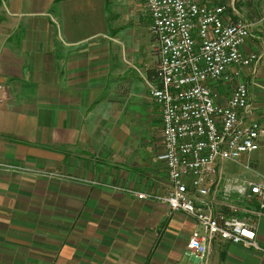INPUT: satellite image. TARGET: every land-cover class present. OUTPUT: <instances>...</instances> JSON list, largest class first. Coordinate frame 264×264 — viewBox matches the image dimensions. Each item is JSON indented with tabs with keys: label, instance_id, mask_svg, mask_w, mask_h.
Segmentation results:
<instances>
[{
	"label": "crops",
	"instance_id": "1",
	"mask_svg": "<svg viewBox=\"0 0 264 264\" xmlns=\"http://www.w3.org/2000/svg\"><path fill=\"white\" fill-rule=\"evenodd\" d=\"M200 1L226 5L228 20L256 22L243 50L262 58L255 72L241 71L264 86V0ZM127 4L128 30L118 27L123 18L111 26L109 0H0V162L18 166L0 167V264H179L189 252L193 217L169 218L167 206L110 185L169 188L163 146L143 135L137 99L156 66L145 61L156 58L151 18L145 0ZM251 100L264 128V88H252ZM250 157L251 170L242 156L226 172L264 175V130ZM258 240L264 247V217ZM212 252L211 264H264L241 244L219 241Z\"/></svg>",
	"mask_w": 264,
	"mask_h": 264
},
{
	"label": "built area",
	"instance_id": "2",
	"mask_svg": "<svg viewBox=\"0 0 264 264\" xmlns=\"http://www.w3.org/2000/svg\"><path fill=\"white\" fill-rule=\"evenodd\" d=\"M151 18L156 57L154 79H147L162 116L159 159L168 171L169 188L155 197L172 212L195 220L187 249L199 264H210L214 244L226 241L252 247L264 255L258 228L264 217V175H232L227 162L248 159L260 147L262 123L253 118L255 80L243 78L262 53L243 46L256 34V22L242 16L228 20V7L200 0H145ZM235 11V9H234ZM264 42V16L261 19ZM231 87L230 95L216 84ZM192 259V258H191Z\"/></svg>",
	"mask_w": 264,
	"mask_h": 264
},
{
	"label": "rangeland",
	"instance_id": "3",
	"mask_svg": "<svg viewBox=\"0 0 264 264\" xmlns=\"http://www.w3.org/2000/svg\"><path fill=\"white\" fill-rule=\"evenodd\" d=\"M129 0H109V5H110V15H111V26L114 25V21L117 20L119 21L120 19H124V21L122 22V20L120 21V24L118 27H123V23L125 22V25L128 24V22H130L131 20H128V18L131 16L130 15V12H129V7H128V2ZM128 16V17H126ZM126 17V18H124ZM150 18V17H149ZM149 22H151L149 20ZM146 23V22H145ZM128 28L127 30L131 27V24L127 25ZM119 31L122 32L123 31V28H119ZM148 33H150L148 31ZM128 35V33H127ZM148 39H151L153 40V36L152 34H149L148 36ZM126 40L127 42L130 43V40H131V35L130 36H126ZM153 43V41H151V44ZM149 51L152 49V46L151 48H147ZM147 50V51H148ZM148 51L147 53V56L149 57V55H152L150 54ZM153 51V49H152ZM146 62H151L152 61V67L154 66V61H156V58L150 56L149 58H147L145 60ZM139 65V64H138ZM141 66L142 68H144V64L141 63ZM150 66V67H151ZM144 72H145V68L142 69ZM145 79H141V84H139L138 86V90H140V97L137 98L138 100H140V103H141V106H140V111L142 112L141 114V117L142 119L140 120V124L143 126V130H146L145 132H143V135H145L146 139L149 141L151 140L152 142H156L157 145H159L158 143L161 141L162 139V134H161V127H162V119H161V109H160V106L154 102L152 99H151V94H150V91H149V87L147 86L146 82L144 81ZM221 92H223L222 90H220ZM230 93V92H229ZM227 93V91L225 92V94H229ZM148 99H151V100H148ZM128 107V105H127ZM147 110L149 111L148 114L147 113ZM116 114L112 113L111 112V116H110V123L111 124H117V122L119 123L120 122V119H117ZM133 115V113L131 112V110H128L126 108V113H125V116H126V121L128 119H131V116ZM134 119L131 120V122L134 123L133 121ZM137 122V120L135 121ZM134 124H132V127H133ZM144 140V139H143ZM229 163H231L230 165H228ZM228 165V166H227ZM232 166V162H227L226 163V168L227 170H230ZM0 167L2 168H5V169H12V167H17L18 166H14L12 164H8V163H2L0 162ZM47 174V173H46ZM49 176L53 177V176H59V174H55L53 172H48ZM110 185H112V188L116 189V190H120V189H123L125 191H129L133 194V196L139 198V199H151V200H154L156 202H159L165 206L168 207V217H173V215L177 214V213H180V212H172L168 206V204L162 202V201H159L155 195H158V194H162L164 192H160V191H157V190H152V191H141V190H136V189H133V188H128V189H124L122 187H120V185H117V184H113V183H110ZM185 214V213H183ZM187 215V214H185ZM185 234H188L189 233H185ZM183 233V231L181 232L180 234V237H184L185 235ZM186 236V235H185ZM188 242H189V238L187 239L186 241V247L188 246ZM175 247V246H174ZM212 253H210L209 255V262L211 264V256H212ZM180 263L179 264H199V263H195L193 259H191V255L189 252H186L183 254L182 257H180Z\"/></svg>",
	"mask_w": 264,
	"mask_h": 264
},
{
	"label": "water",
	"instance_id": "4",
	"mask_svg": "<svg viewBox=\"0 0 264 264\" xmlns=\"http://www.w3.org/2000/svg\"><path fill=\"white\" fill-rule=\"evenodd\" d=\"M191 258L194 260V262H198V257H195L194 255H191Z\"/></svg>",
	"mask_w": 264,
	"mask_h": 264
},
{
	"label": "trees",
	"instance_id": "5",
	"mask_svg": "<svg viewBox=\"0 0 264 264\" xmlns=\"http://www.w3.org/2000/svg\"><path fill=\"white\" fill-rule=\"evenodd\" d=\"M153 74L154 73H152L151 75H149V78L152 79V80L154 79V75Z\"/></svg>",
	"mask_w": 264,
	"mask_h": 264
}]
</instances>
